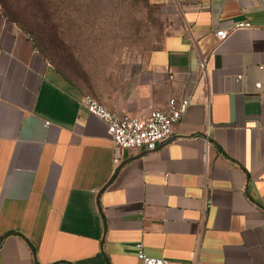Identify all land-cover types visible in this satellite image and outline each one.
I'll list each match as a JSON object with an SVG mask.
<instances>
[{"label": "crops", "instance_id": "0c3cea01", "mask_svg": "<svg viewBox=\"0 0 264 264\" xmlns=\"http://www.w3.org/2000/svg\"><path fill=\"white\" fill-rule=\"evenodd\" d=\"M153 1L174 30L91 94L138 117L189 104L172 139L117 163L87 90L0 8V264H140L138 242L166 264H264V0Z\"/></svg>", "mask_w": 264, "mask_h": 264}, {"label": "rangeland", "instance_id": "374dc122", "mask_svg": "<svg viewBox=\"0 0 264 264\" xmlns=\"http://www.w3.org/2000/svg\"><path fill=\"white\" fill-rule=\"evenodd\" d=\"M45 2L48 59L92 96L121 84L149 51L162 46L179 20L153 0Z\"/></svg>", "mask_w": 264, "mask_h": 264}, {"label": "built area", "instance_id": "2783aa9c", "mask_svg": "<svg viewBox=\"0 0 264 264\" xmlns=\"http://www.w3.org/2000/svg\"><path fill=\"white\" fill-rule=\"evenodd\" d=\"M249 26L247 21H237L230 28H218L214 31L217 40L226 38L233 27ZM206 57L201 56L198 69L206 71ZM260 81L255 82L259 87ZM88 112L98 116L107 125L110 134L111 147L114 151V161L117 163L120 158L118 151L121 148H143L153 150L158 144L170 140L175 135L176 126L186 110L189 99L187 96L168 99L165 108L153 107L144 117H138L127 113H117L108 109L90 94L82 97ZM49 124V121H45ZM261 126L264 130V115ZM136 254L140 264H166L167 260L163 257L150 256L143 248L141 242L136 244Z\"/></svg>", "mask_w": 264, "mask_h": 264}, {"label": "trees", "instance_id": "16d2710c", "mask_svg": "<svg viewBox=\"0 0 264 264\" xmlns=\"http://www.w3.org/2000/svg\"><path fill=\"white\" fill-rule=\"evenodd\" d=\"M2 2V14L27 32L32 37L34 45L48 57V47L44 39V30L48 26V18L44 11L45 0H2ZM56 67L59 69L58 66Z\"/></svg>", "mask_w": 264, "mask_h": 264}]
</instances>
